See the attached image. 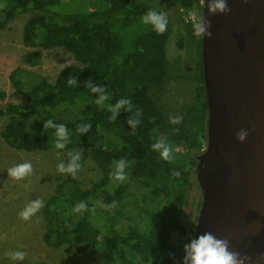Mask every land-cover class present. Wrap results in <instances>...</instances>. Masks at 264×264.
Instances as JSON below:
<instances>
[{
    "label": "trees",
    "instance_id": "obj_1",
    "mask_svg": "<svg viewBox=\"0 0 264 264\" xmlns=\"http://www.w3.org/2000/svg\"><path fill=\"white\" fill-rule=\"evenodd\" d=\"M197 1L160 0L163 7L155 10L167 13L177 5L192 8ZM146 2L0 0V5H6L0 8V28L19 14L33 12L36 16L26 27L25 42L43 48L62 46L80 63L60 70L54 83L25 68L12 70L10 81L25 103L0 106V116L9 119L1 130L3 139L14 147L48 146L56 139L55 129L45 130L43 125L53 120L68 129V151L76 150L78 141H85L89 156L109 174L115 171L116 161H128L123 182L116 181L111 188L99 185L83 190L68 178L59 187L58 201H49L45 206L44 240L69 242L79 253L90 255L89 240L93 238L101 264H183L184 245L190 240L197 217L195 200V219L189 224L182 220L184 210L193 204L190 191L198 178L195 156L210 140L203 39L193 35L191 23L186 22L180 29L169 20L167 31L158 35L151 25L142 22V17L153 9L146 7ZM170 44L178 49L171 56ZM181 51L187 53L190 62L197 59L199 85L194 100L177 112L176 116L183 117L181 123L172 124L164 104L152 92L180 82L186 67ZM39 60L37 52L25 54V61L31 65ZM69 76L76 78V86L67 83ZM89 79L106 88L110 96L106 104L131 99L133 113L122 109L111 121L112 113L95 103L99 94L85 86ZM137 109L142 115L133 135L127 120ZM88 123L92 125L88 133L77 132L78 125ZM158 138H167L172 147L178 144L184 148L191 156L190 163L161 159L152 148ZM174 171L181 175L174 177ZM114 201L115 208L105 207ZM81 202L89 210L75 212ZM93 208L94 214L90 211Z\"/></svg>",
    "mask_w": 264,
    "mask_h": 264
},
{
    "label": "water",
    "instance_id": "obj_2",
    "mask_svg": "<svg viewBox=\"0 0 264 264\" xmlns=\"http://www.w3.org/2000/svg\"><path fill=\"white\" fill-rule=\"evenodd\" d=\"M209 15L204 79L213 132L197 157L203 198L191 238L210 232L229 250L264 264V0H227ZM248 131L244 142L236 139Z\"/></svg>",
    "mask_w": 264,
    "mask_h": 264
},
{
    "label": "rangeland",
    "instance_id": "obj_3",
    "mask_svg": "<svg viewBox=\"0 0 264 264\" xmlns=\"http://www.w3.org/2000/svg\"><path fill=\"white\" fill-rule=\"evenodd\" d=\"M80 1L73 0L75 3ZM146 7L160 9L163 7L160 0H146ZM86 5V2L83 3ZM200 11L203 8L200 2L192 7ZM192 8L175 6L167 12L168 20L172 25L184 28L187 12ZM33 12H27L15 16L4 28H0V106L8 103L24 104L25 99L15 90L10 81V73L15 68H25L40 74L50 83H54L60 72L61 64H80L72 53L66 51L62 46L43 48L41 46L28 45L25 42V30L32 17ZM190 23V22H187ZM175 34V33H174ZM176 40V39H175ZM172 43V37L169 40ZM175 43V42H174ZM169 46V45H168ZM168 47V55H174L178 49ZM27 52H37L40 60L35 65L25 61ZM184 63V74L177 82L168 84L163 89L153 91L152 94L164 104L165 112L170 117H176L177 112L185 107L195 98L198 88L199 73L196 60L189 61L187 53L181 51ZM195 59V58H194ZM9 122L7 116H0V264H16L27 262L29 264H101L97 259L98 254L93 247L95 239L90 238V255L79 253L75 246L69 242H51L44 240L46 220L44 217L45 206L49 201H58L59 187L65 179H73L78 187L83 190H92L103 185L111 188L116 181L111 178L106 167L96 162L88 154V146L85 141H78L76 150L82 149V169L73 178L69 174L60 173L57 166L68 162V149L58 150L54 148L56 139L49 142L48 146L40 144L14 147L8 144L1 136V130ZM214 130L212 122L209 123V134ZM197 152L198 157L204 150ZM173 154L176 164H189L191 156L178 144L173 146ZM30 162L33 173L23 180H14L8 176L7 170ZM203 193L198 178H195L190 191V201L182 220L189 224L195 219V200H197V217L202 203ZM41 199L44 206L29 220L24 221L19 213L32 201ZM196 217V219H197ZM195 219V224H196ZM194 224V225H195ZM22 251L27 255L23 261H13L6 256L8 252Z\"/></svg>",
    "mask_w": 264,
    "mask_h": 264
},
{
    "label": "clouds",
    "instance_id": "obj_4",
    "mask_svg": "<svg viewBox=\"0 0 264 264\" xmlns=\"http://www.w3.org/2000/svg\"><path fill=\"white\" fill-rule=\"evenodd\" d=\"M247 3L248 0H243ZM203 9L206 5V0H201ZM6 7V5H0V8ZM207 12L209 15L224 14L228 15L231 9L228 7L227 0H207ZM142 22L145 25H151L154 31L158 35H162L167 31L168 17L167 13L163 11H156L155 9H150L143 17ZM186 22H190L193 35L197 38L204 39L205 37L211 38L213 33L209 30L212 26L211 21L208 20L203 12H200L196 8H192L187 12ZM68 64H61L60 70L62 71ZM67 83L70 86H76L77 80L75 77L69 76ZM85 86L88 87L91 92L98 93L95 103L100 108H107L109 112L112 113L110 116L111 121H115L117 116L123 109L127 113H133L134 105L131 99L122 98L116 102L115 105L106 104L105 102L110 99L109 94L105 87H101L99 84H93L91 79L84 82ZM142 115L141 110H135L134 116L127 120L128 125L133 130L132 134H135L136 127L140 124V117ZM170 123L179 124L181 123L183 117L176 116L170 117ZM44 129H55L56 141L54 143V148L58 150H63L67 147L70 142L69 132L65 124H56L53 120H47L43 125ZM92 125L82 124L77 126V132L81 135L88 133ZM179 129H173V132H177ZM248 136V131L241 129L236 133V139L239 142H244ZM152 148L157 151L161 157L166 162H173L175 156L173 154V147L171 143L168 142L167 138H158L153 143ZM83 150H72L68 152V162L67 164L61 162L57 166V170L60 173H65L71 175L73 178L76 176L77 172L82 169L81 155ZM116 169L110 174L111 178L115 181L123 182L127 179L125 169L128 167V161L121 158L119 161L115 162ZM187 170V169H185ZM8 176L14 180H23L27 176L33 173V166L30 162H25L16 165L7 170ZM181 173L179 171H174L173 176L179 177ZM44 206L41 199H36L30 202L25 209L19 213L20 218L24 221H29L42 207ZM109 210L116 207V202L114 201L111 205H105ZM81 210L88 211L84 203H79L75 207V212H80ZM90 211L95 212V209ZM71 228V225H67ZM230 242L228 239H220L214 236L210 232H205L195 238H191L187 244L184 245L185 255L183 257V264H246L250 261V257L241 256L240 253L229 250ZM26 253L22 251L8 252L6 256L10 257L13 261H23L26 257Z\"/></svg>",
    "mask_w": 264,
    "mask_h": 264
},
{
    "label": "built area",
    "instance_id": "obj_5",
    "mask_svg": "<svg viewBox=\"0 0 264 264\" xmlns=\"http://www.w3.org/2000/svg\"><path fill=\"white\" fill-rule=\"evenodd\" d=\"M199 2H200V0H198ZM203 150L205 151L206 150V147L205 148H203Z\"/></svg>",
    "mask_w": 264,
    "mask_h": 264
}]
</instances>
